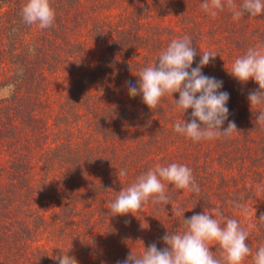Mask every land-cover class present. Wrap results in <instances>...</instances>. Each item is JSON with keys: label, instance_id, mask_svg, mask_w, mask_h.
<instances>
[{"label": "trees", "instance_id": "trees-1", "mask_svg": "<svg viewBox=\"0 0 264 264\" xmlns=\"http://www.w3.org/2000/svg\"><path fill=\"white\" fill-rule=\"evenodd\" d=\"M85 1L91 0H51L56 18L51 27L41 30L35 24L30 26L23 22L21 9L26 0H0V9H8L5 11H9L11 16L7 22L1 24L7 42L0 51L4 52V56L9 55L11 65L5 68L8 69L7 72L0 75V88L14 85L10 98H0V158L8 155L10 161H13V170L0 167V239L7 237L0 243V264H10L4 259L7 257L5 250L8 247L15 252L14 248L9 246L12 241L10 238L23 242L22 248L25 251L30 247L29 241L24 237L29 236V231L26 225L16 224L19 222L15 216L21 213V210L30 213L25 207H21L28 197L26 192L24 193L21 179L24 173L20 169L29 172L28 163L32 171L38 169L33 155L50 167L57 166L67 171L84 168L97 157L110 166L111 172L113 169L117 173L114 181L104 178L103 183L99 176L95 181L93 178L89 180L90 186L86 191H89L94 199L85 202L90 207L86 216L90 217L94 212L92 206L103 207L104 204L99 203L102 200H109L105 205L110 206L122 188L126 189L150 167L154 169L160 165V158L166 157L164 166L175 162L190 167L200 188L198 193L177 189L165 181L166 193L170 196L169 204L157 205L149 200L144 204L149 211L144 213V216L139 213L136 222H133V227L139 225L141 229L139 228L137 238L132 237L131 241L138 242L140 235L143 241L153 240L151 243L155 242L158 248L159 236L165 234L166 224L177 226V219H180L183 213L187 214V217L204 211L214 214L216 206H223L222 208H228L230 215L234 213L240 219L239 222H243L236 213L246 208L249 196L245 190L239 189L244 184L236 182L231 191L228 182L232 178L236 179L235 169L240 168L241 164L253 169L258 175L264 173V127L256 123V116L264 109V105L251 108L247 99L249 92L259 87L254 80L241 83L230 74H225L226 79L232 78L231 85L225 88L222 86V91L230 94L227 103L230 113L228 121H234L237 130L228 137L219 136L211 140L193 142L174 130L176 122L191 119V109L183 113L175 107L174 99H179V93H174L173 97L166 94L153 110L142 102L141 96L129 101L130 96L124 95L128 93L125 82L135 83L136 80L132 76L137 77L136 69L132 68L134 62L129 60L128 64H125V61H128L125 56L131 45L135 46L138 41H144L146 38L142 34V28L146 32H154L150 40L157 45H160V42L169 44L167 41H171V37L167 36V29L155 26L156 11L161 9L152 12L150 8L153 3L150 0H94L100 2V5L114 7L116 2H128L132 7L129 14L116 19L112 12L101 11V19L93 18L86 22L88 36H91L98 47L97 53L86 61L88 49L83 43L85 39L76 40V27L82 24L89 11L84 8ZM168 5L174 10L175 0H170ZM143 8L149 9L150 12L144 13L147 10ZM92 15L93 13L90 14ZM232 18H228L226 22L225 30H229L226 39L222 37V42L217 41V48H221L220 52L223 53L219 59L228 61L231 57L233 60L244 55L250 47L264 49V15L244 16L238 21ZM190 30L194 31V28ZM199 34L201 33L195 32L193 35L195 49ZM213 39L216 41L217 37ZM30 48H34L35 52L31 53ZM204 49L207 51L205 47ZM198 56L197 52L196 59L200 60ZM217 59L218 56L214 58L216 61ZM78 61L84 62L81 68H76ZM149 61L148 65L155 63L153 60ZM62 75L66 78L61 88L49 85L52 76ZM235 85H241L238 90L244 95L239 102L232 98ZM116 89L124 91L123 94H112ZM136 102L143 105V112L133 109ZM79 106L84 107L86 111L80 112ZM228 121H225L222 128L227 127ZM87 122L90 129L86 126ZM168 124L172 125L169 127ZM83 125L87 134L83 132ZM143 125H146L147 136L161 135L160 138L155 137V141L162 147L157 144L156 146L163 149V146L168 145L164 150L165 156L157 154L158 150H150L142 144L126 148L129 150L122 156L125 150L121 148L122 143L136 138L141 140L143 137L138 136V133L144 128L139 126ZM50 129L56 133L52 139H49ZM77 130L82 135L79 140L73 136V131ZM48 140L51 142L46 148ZM131 153L132 156L128 158L127 155ZM235 153L238 155L237 161L234 160ZM103 162H98V165ZM121 168L127 169L126 176H120L118 173L117 170ZM28 180L31 182L30 178ZM46 180L41 179L42 182ZM67 180L73 181L74 178L69 176ZM34 190L37 192V189ZM101 207L96 213L103 216ZM174 209H179L181 215H176ZM67 210V206L60 205L56 218L62 222L75 220L76 218L71 216L76 212V205L70 213L65 212ZM190 210L193 211L192 215H189ZM30 211L35 212L31 209ZM96 219L97 217L94 221ZM102 220L96 222L102 223ZM256 225L264 232V223L256 221ZM19 234L21 238L18 237ZM107 234L114 233L109 230ZM16 244L17 241L13 245L16 247ZM263 245L264 240L255 247L257 249ZM100 250L104 251V254H99L98 258L92 259L88 264H117V261L124 260L131 250L135 253L141 252L129 247L118 249L110 236L108 243ZM218 250L221 252L219 247ZM13 259V264H27L30 261L35 263L30 255H24L20 261L14 254Z\"/></svg>", "mask_w": 264, "mask_h": 264}, {"label": "rangeland", "instance_id": "rangeland-1", "mask_svg": "<svg viewBox=\"0 0 264 264\" xmlns=\"http://www.w3.org/2000/svg\"><path fill=\"white\" fill-rule=\"evenodd\" d=\"M150 1L153 3V7L150 8L152 12L153 10L156 11L155 9H161L160 11H156L157 25L155 26L167 29L166 33L168 34V37H171V41L176 38H182L186 35L193 39L195 32L201 33L199 34V38L196 41V50L199 53L198 59H200L201 51H205L204 47L207 51H214L218 56L217 61L212 59L207 66L202 68L203 74H208L209 77H215L216 79L223 81V88L227 87V85H231L232 78L226 79L227 77H225V74H229L228 71L231 70L233 62L236 58L232 60V58L229 57L228 61L219 59V56H222L223 53L220 52L221 48H217V41L222 42V37H225L226 39V34L229 33V30L227 31L225 29L227 27V19L232 18L231 12L227 8L222 11L217 10L216 16L213 17L208 12L202 10L201 4L204 2V0H175L176 5L174 10L172 9L171 5H168L170 0ZM235 2L238 5L242 2V0H235ZM114 5H116V7L100 5V2L94 0L85 1L84 8H88L89 11L88 14H86L85 19L82 21V24L76 27V40L85 39L83 40V43L84 46H86V49H88V58L86 61L91 59L98 51V47L95 45V42L92 41L91 36H88L86 22H90V20L93 18L96 20L101 19V11L112 12L116 19L117 17L129 14L132 7V5L128 2H116ZM5 10L8 9H0V50L6 46L7 42L6 36L4 35L3 26H1V24L5 21L7 22L11 17L10 12ZM143 10L146 11L147 8H143ZM150 10L148 9L147 12L144 13L148 14ZM92 13L93 15L90 16ZM86 18H88V20ZM190 28H194V31H191ZM153 33L154 32H146L144 28H142V34H144L146 38H144V41H138L137 45L135 46L131 45L126 53L127 56L125 57L128 61H125V64H128L129 60L130 62H134L132 68L136 69L137 74L140 68L148 65L147 63L150 62L149 59L156 61L159 54L166 49V45L168 44L160 42V45H157L156 42H152L150 37ZM213 37H217V40L215 41ZM91 48L92 51L90 52ZM122 63L124 64V60ZM198 63L199 60H197L195 57L192 66L196 67ZM83 64L84 62L82 61L76 62V68H81ZM9 65H11L9 55L4 56V52L0 51V75L7 72L8 69L5 68ZM209 65H212V67L210 68ZM223 67L225 68L224 70ZM220 71L221 74H219ZM65 78L66 77L64 75L58 77L52 76L49 81V85L58 86V88H61L62 84H65ZM76 78L78 77L76 76ZM132 78L136 81L138 80L137 77L132 76ZM238 88H241V85L234 86L235 91L232 96L236 102H239V100L244 96L243 94L239 93ZM220 90L222 91V88ZM123 92L124 91L120 89H116L112 94L122 95ZM124 95L125 97L129 96L128 93H124ZM138 97L139 95L134 98ZM134 98L129 97V101L133 100ZM78 109L80 112L86 111L84 107L79 106ZM133 109L143 112V105H141L139 102H136L133 104ZM171 125L172 124H168L167 126L170 127ZM86 126L88 129H90L89 122L86 123ZM139 127L144 128L139 130L138 136H142L145 139L142 140L143 138H141L140 140L136 138L122 143L121 148L125 149L123 150L122 156L129 150L126 148L141 144L146 145L145 147L149 148L150 150H158L157 154H163L165 156L166 152L164 150L168 147V145L163 146V149L159 147L161 144L155 141V137L160 138L161 135L158 134L157 136H147V130L145 129L146 125ZM148 130H150V128ZM83 132L84 134H87V130L85 129L84 125ZM48 133L50 135L49 139H52V137L56 134L53 129H50ZM148 133L150 134L149 131ZM73 136L76 137V140H79L80 136L82 135L77 130L76 132L73 131ZM47 142L48 143L45 145L46 148L51 141L48 140ZM156 144L159 146H156ZM127 156L130 158L129 156H132V153ZM33 157L38 169L32 171V168L29 165L30 163H28L29 172L23 168L20 169L24 173L21 179L24 186V193L26 192L25 195L28 197L27 201L24 200L21 207H25L30 213H26L21 210V213L15 216L18 218L17 222H19L16 224H18V226L26 225V229L29 231V236L23 235L26 240L29 241L30 247H28L27 251H25L22 248L24 244L23 242H21L19 239L14 240V238H10L12 241L9 246L14 248L15 252H13L12 249H9L10 247H8V249L5 250V255L7 256L4 258L5 261L13 264V256L15 254V257L18 256L20 261L23 259L24 255H30L31 260H35L34 264H58V261L54 260L52 257L59 255L60 249L66 251L69 247H71L70 254L77 258L78 264H88L92 259L98 258L99 254H104V251H101L100 249L104 247L106 243H108L109 236L114 240V245L117 246L118 249L121 247H129L133 248V250L136 249L143 251V247H147L148 244L153 241L151 239H146L143 241L142 236L140 235L138 242L134 243L131 241L132 237L137 238L140 228L139 225L136 227L134 225L133 227V222H136L135 220L139 217V213L140 215L144 216V213L149 211L146 205H144L141 210L133 212V214L128 213L125 215L112 216L109 210L110 206L105 205L109 200H102L99 201V203L104 204L103 207L92 206V208H94V212L92 211V217L86 216L90 207L85 201L94 199V197H91L89 191H86L90 186L89 180L93 178V181H95L99 176L100 180L104 183V178H106L108 181H114V176H117V173H115L113 169L111 172V168L108 164L104 163L102 160H98L97 157H94L88 165L84 166V168H74L70 171H67L58 168L57 166L50 167L49 164L39 161L34 155ZM234 160H238V155L236 153L234 155ZM98 162H103V164L98 165ZM158 162L161 166H164L166 165L167 159L166 157L160 158ZM249 162L250 160L247 163ZM12 166L13 161H10L8 155H4L0 158L1 168L13 170ZM37 167L35 166V168ZM119 170L120 169L117 170L118 173ZM254 172L255 171L253 169L246 168L245 165L241 164L240 168L236 167L235 169L236 179L232 178V180L228 182L231 185V191L232 186H235L236 182L239 184H244L243 186L239 187V189L245 190L246 194L249 196L248 202L245 201V203H248V205L245 206L247 211L240 210L236 213V215L239 214V217L244 220L243 222H240V225L249 232L248 240L246 242L253 250V253H255L254 251L256 250L255 246L262 244V241L264 240V232L262 231V228L258 229V225H256V221L258 222L257 218H259L258 214L264 212V173L263 175H258ZM67 174H69L70 177L72 176L74 180L68 181L67 178H69V176H67ZM29 178L31 182H29ZM43 178L47 180L42 182L41 179ZM244 180L247 183H245ZM224 183L226 184V181H224ZM25 185H30L31 187L27 188ZM34 189H37V192ZM60 205H62V207L67 206L68 210L65 212L68 213H70L72 208L76 205V212L72 213L71 216L72 218L75 217L76 219L73 221H59L56 218V214L59 211ZM100 207L103 208L102 214L100 213L103 216H100L98 213H96L98 210H100ZM222 207L216 206V211H213L214 215L218 210L225 217L240 221V219L235 216L234 213L232 215L229 214L227 207ZM30 209L34 210L35 212L30 211ZM192 214L193 211L190 210L189 215ZM187 216V214L184 215L185 218H188ZM96 217L97 219L94 221V218ZM100 219H103L102 223H97L96 221ZM177 221V226L171 227L167 223V226L164 227L165 233L166 231L182 232V217L177 219ZM109 230H112L114 234H107ZM18 237L21 238V235L19 234ZM159 237L160 248H163L166 245L161 240V236ZM4 239H7V237L4 236ZM4 239H0V243L4 242ZM15 241H17L16 247L13 245ZM208 243L210 245V250L213 251L216 256L219 255V246L216 244V242L210 241ZM243 263L253 264L251 256H249ZM27 264H32V261Z\"/></svg>", "mask_w": 264, "mask_h": 264}, {"label": "clouds", "instance_id": "clouds-1", "mask_svg": "<svg viewBox=\"0 0 264 264\" xmlns=\"http://www.w3.org/2000/svg\"><path fill=\"white\" fill-rule=\"evenodd\" d=\"M201 8L213 17L217 10L227 8L233 19L238 20L244 16L264 15V0H242L238 5L235 0H204ZM21 16L24 23L30 26L35 24L41 30L51 27L56 18L51 0H26ZM29 51L34 53L35 49L30 48ZM196 55L197 51L189 36L172 40L155 63L139 69L138 74H135L138 77L135 83L125 82L128 94L133 98L141 96L142 102L153 110L166 94L173 97L174 93H179V99H174L175 107L183 113L188 109L192 111L190 120L183 119L174 124L175 132L193 142L228 137L237 130L235 122L228 121L230 113L227 103L230 94L220 90L223 81L202 72V68L217 54L214 51H201L199 63L192 67ZM228 72L241 83L254 80L259 87L250 91L247 99L251 108L264 105V49L248 48L244 55L235 59ZM13 92L14 85L0 88V98H10ZM225 121H228L227 127L222 128ZM256 123L264 127V109L258 112ZM119 173L120 176H126L127 169L121 168ZM165 181L180 190L200 191L192 169L187 165L175 162L167 166L157 165L119 191L110 204L112 216L133 214L149 200L157 205H168L170 196L166 193ZM173 212L181 215L179 209ZM182 220V232L166 231L161 237L165 247L158 248L153 242L139 253L131 250L117 264H243L249 256L253 264H264V246L258 247L253 253L246 242L249 232L241 227L238 220L225 217L218 210L215 215L204 211L188 218L183 213ZM257 220L264 223V213ZM210 241H215L219 246V257L210 250ZM70 252L71 247L66 251L60 249V254L52 258L58 264H78L77 258Z\"/></svg>", "mask_w": 264, "mask_h": 264}]
</instances>
